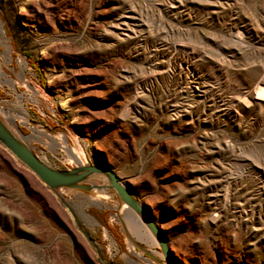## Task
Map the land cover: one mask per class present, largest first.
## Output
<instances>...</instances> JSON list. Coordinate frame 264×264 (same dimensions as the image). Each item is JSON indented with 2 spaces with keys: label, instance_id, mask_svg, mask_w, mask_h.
I'll return each instance as SVG.
<instances>
[{
  "label": "rangeland",
  "instance_id": "rangeland-1",
  "mask_svg": "<svg viewBox=\"0 0 264 264\" xmlns=\"http://www.w3.org/2000/svg\"><path fill=\"white\" fill-rule=\"evenodd\" d=\"M0 20V118L41 161L109 166L178 264H264V0H0ZM124 207L0 143V264H160Z\"/></svg>",
  "mask_w": 264,
  "mask_h": 264
},
{
  "label": "water",
  "instance_id": "water-1",
  "mask_svg": "<svg viewBox=\"0 0 264 264\" xmlns=\"http://www.w3.org/2000/svg\"><path fill=\"white\" fill-rule=\"evenodd\" d=\"M0 143L11 152L21 163L31 170L49 189L56 191L61 189L92 191L100 189L112 190L120 201L140 218L143 225L155 237L161 249L163 261L155 257L148 249L142 247L129 234L125 224L122 222L123 230L127 237L145 252L149 257L160 264H178L173 253L168 246L165 234L159 228L148 209L142 205L133 192L125 186L118 175L107 165L79 166L71 170L54 169L43 161L7 126L0 118ZM104 178L107 181L105 186H93L87 184L94 178ZM91 241L92 239L86 235Z\"/></svg>",
  "mask_w": 264,
  "mask_h": 264
},
{
  "label": "bare ground",
  "instance_id": "bare-ground-1",
  "mask_svg": "<svg viewBox=\"0 0 264 264\" xmlns=\"http://www.w3.org/2000/svg\"><path fill=\"white\" fill-rule=\"evenodd\" d=\"M0 36L2 37L3 40H7L6 36H5V32H4V27H3V23L0 20ZM8 52V51H7ZM5 78L6 80H8V78L6 77L5 72L3 71V69H0V79ZM4 113H7L4 109H3ZM9 117L11 118V120L13 121V117L12 115L9 114ZM67 142V141H66ZM66 144V143H65ZM64 144V145H65ZM66 146V145H65ZM69 146V145H68ZM65 148V147H64ZM68 148V147H67ZM73 150V149H72ZM76 155V154H74ZM78 158V157H77ZM81 163V162H80ZM143 205V204H142ZM126 208V207H124ZM128 209V208H126ZM85 218L88 221L94 222V220L88 216L87 214H85ZM85 220V221H86ZM123 221L125 223V225H127V228L129 229L130 233L132 234V236H135L138 240L140 241H146L148 243H152V244H157V241L155 239V237L149 233L148 231H146L145 226L143 225L142 221L140 220L139 217H137L130 209L127 210V213H125V216L123 217ZM160 228V227H159ZM162 229V228H161ZM134 252V251H133ZM160 255V254H159ZM162 256V254H161ZM128 262L130 264H139L135 261H133L130 258H127Z\"/></svg>",
  "mask_w": 264,
  "mask_h": 264
}]
</instances>
